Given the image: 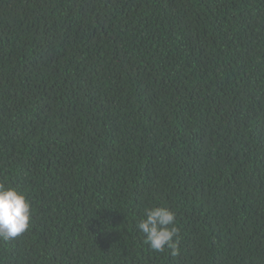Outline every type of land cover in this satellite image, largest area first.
<instances>
[{"label":"trees","instance_id":"obj_1","mask_svg":"<svg viewBox=\"0 0 264 264\" xmlns=\"http://www.w3.org/2000/svg\"><path fill=\"white\" fill-rule=\"evenodd\" d=\"M0 182V264H264V0H0Z\"/></svg>","mask_w":264,"mask_h":264},{"label":"clouds","instance_id":"obj_2","mask_svg":"<svg viewBox=\"0 0 264 264\" xmlns=\"http://www.w3.org/2000/svg\"><path fill=\"white\" fill-rule=\"evenodd\" d=\"M32 204L25 193L0 182V241H11L30 230ZM143 243L154 252L168 250L172 256L180 252L176 213L168 207H145L136 223Z\"/></svg>","mask_w":264,"mask_h":264}]
</instances>
